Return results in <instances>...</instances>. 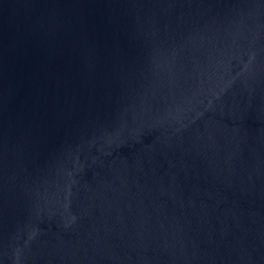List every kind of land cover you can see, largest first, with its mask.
<instances>
[{
	"label": "water",
	"instance_id": "1",
	"mask_svg": "<svg viewBox=\"0 0 264 264\" xmlns=\"http://www.w3.org/2000/svg\"><path fill=\"white\" fill-rule=\"evenodd\" d=\"M0 264H264V0H0Z\"/></svg>",
	"mask_w": 264,
	"mask_h": 264
}]
</instances>
